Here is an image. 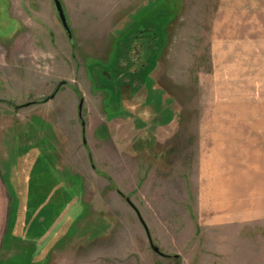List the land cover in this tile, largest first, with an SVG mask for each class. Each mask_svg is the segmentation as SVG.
Masks as SVG:
<instances>
[{"label":"rangeland","instance_id":"obj_1","mask_svg":"<svg viewBox=\"0 0 264 264\" xmlns=\"http://www.w3.org/2000/svg\"><path fill=\"white\" fill-rule=\"evenodd\" d=\"M155 1L60 0L69 43L53 0H0V264H36L30 242L11 246L19 217L33 230L54 225L55 244L78 246L79 254L102 241L86 264H115L122 255L138 264L129 251L134 244L121 239L135 226L162 253L155 256L147 240L139 264H224L246 245L255 259L256 187L264 181V0H240L242 10L236 0H178L150 76L148 55L157 49L130 25ZM140 55L147 62H136ZM128 97L140 102L118 111ZM111 125L123 141H110ZM166 143L170 155L161 157ZM21 182L39 187L27 203ZM229 191L249 219L235 236L224 235ZM71 201L67 212L62 202ZM80 208L87 220L74 219ZM59 219L72 224V237ZM193 234L200 260L186 247ZM210 246L221 249L208 263Z\"/></svg>","mask_w":264,"mask_h":264},{"label":"crops","instance_id":"obj_2","mask_svg":"<svg viewBox=\"0 0 264 264\" xmlns=\"http://www.w3.org/2000/svg\"><path fill=\"white\" fill-rule=\"evenodd\" d=\"M236 1L238 2L236 6H238L239 9L242 10L243 6H239L238 5L240 0H236ZM108 115H110V113ZM113 120H115V117L110 118L109 122L112 123ZM112 125H111L112 130H110V132L112 134V138L110 139V141L112 143L115 142V140L123 141L121 138L117 139L116 133L113 130L114 126H112ZM135 125H136V123H135ZM143 127H144V125L140 127V130H142ZM143 132L149 136V140L150 141L154 142V139L157 140V137L150 136V134H149L150 132H148V131H143ZM134 138H136V137H134ZM100 139L103 140L105 138L101 137ZM57 144L60 145L59 143H57ZM163 148H164V150L161 151V153H158V154L161 157L169 156L170 155V151H169L170 149L168 148L167 143H166V145L163 146ZM113 151L114 152H112V155H114L116 152L118 153V151H115V150H113ZM32 158H33V156H32ZM166 163H167V165H169V162H166ZM245 169H246V166H245ZM28 179H29V176H27V175H25L24 178H23V180H26V181ZM30 179H31L30 183L31 184L34 183V178H30ZM21 184L23 185V187L22 188L19 187V188H20V190H22L23 196L25 194L24 202L27 203L29 195L33 194L35 196V190H38L39 187L38 186L36 187L35 184L33 186L31 184L28 185L27 182H21ZM25 184L28 185L27 188L24 187ZM256 188H257V191H256V207H257V210H258V212L256 213V216H255V231H254L255 236L257 237V239H256V249H255L256 257H255L254 260H252L250 258L251 257V254H250L251 253V249H247V245H246L244 247L245 248L244 252H242L241 256H239L238 259H236L234 257V260L225 261L224 264H264V181H262V184H260L259 186L257 185ZM50 192L51 193H48L49 195H47L49 197L47 200H49L52 196H54V186H53V188L51 187ZM227 195H228V197L225 199L224 205H226V207L224 208V215H223V222H224L223 223L224 224L223 227H225L224 235L225 236L226 235H229V236L230 235H234L235 236L236 235L234 233L235 230L236 229H242V228L244 229L245 227H247V226L244 227V225L248 224V220L249 219H248L247 214H245L244 212L243 213L241 212V206L240 205L242 204V199L240 197H238L237 194H234V196H233L230 191L227 194H225V196H227ZM42 198L43 197H41L40 199H34L35 202L37 200V202H36L37 206H38L39 202L43 201V200H41ZM62 203H63L66 211L68 212V210H69L68 208H69V206H71L72 201L71 202H62ZM80 204L82 205V202H80ZM70 208H74V207L71 206ZM53 210H55L54 207H53ZM53 213L55 215V212H53ZM60 213L61 214H67L65 212V210L61 211ZM73 214L76 217L74 219H78L79 221H84V220L88 219V214H85L84 212H82V208H80L79 212H74ZM52 215L53 214H48L47 216L49 218H51V219H54V217H52ZM136 215H137V213H136ZM32 216L35 219V221H37L38 217H39V214L37 212H32ZM44 218L47 221V217H44ZM24 220L26 222L25 225L23 224ZM27 220H29V219H24V218L20 219V217L17 218L16 229L13 230L12 233H11V235L16 237V240H15L16 241V245H11V246L15 250H18V247L19 248L22 247L24 249L25 243L30 242L28 244H31V245H27V246L28 247L29 246L33 247V251L34 252H33V256L32 257H33V260L35 261L36 264L39 263L40 261H44L47 264H62V262L64 261L63 264H66V261L68 259H70V263H71V258L72 257H77V256L80 257V260L74 262V264H76V263H78V264H86V262L88 261L87 260V256L88 255H90V254H92L94 252L95 253H99L101 251V249L103 248L102 245L99 246L100 243L102 244V241L101 242H96L94 244L92 243L91 246H89V247L86 246L85 247V252L79 254V253L76 252V249L78 248V246H77V248H74L72 250H71L70 246H68V245H60L61 243H58V246H57L55 244L56 230L54 231V225L52 227H49L51 229L49 231H45V230L39 231L36 228L33 230V229H31V224L28 225ZM35 221L32 220V224ZM63 221H66V220L65 219H59V220L56 221V223L58 224L59 222H62V224L65 227L64 234L67 235V236L72 237L73 233H74V227L71 226L72 224H69V223H67L65 225L63 223ZM38 223L42 224V221L38 220ZM79 226L83 227L82 222L79 224ZM22 227H23V229H22ZM138 227L139 226H135L134 230H132V231L129 230L130 232L126 231L122 235L121 239H122V241L124 243L129 244V246L134 244L133 247L129 251L133 252V257L136 260L138 259L137 262L139 264V262H141V256H140V253H138V249L140 250L139 247H141L142 249L147 250V248H148L147 247L148 237L146 236L147 239H146V242H145V239L143 238V236H144L143 232L141 230H139ZM24 229H26V233L23 231ZM230 230H232V232L229 234ZM94 231L97 232L96 227H95ZM194 234H195V231H194ZM194 234L193 235H189V237L190 238L192 237V238L189 239L186 242L187 245H189V246H186V247L188 249H190V251H191V254H192L191 257H190L191 259L196 260V258H198V260H200L201 253L203 251L201 250V246L198 244V241L195 240L196 237H194L195 236ZM97 235L99 237L101 235V233H97ZM110 235L111 234H109V237H110ZM240 235H242V233ZM21 237H24L25 239H23ZM116 237H114V239H116ZM110 239H113V237L111 236ZM10 241H12V238L10 239ZM20 242H23V244H19ZM149 244L150 243H149V240H148V246H149ZM208 249H210V250H208L206 252L211 253V254H209L210 257H208L209 258L208 263H210L211 262L210 261L211 257L212 258H218L219 257V255L215 254V253L217 251H219L221 249V247L220 246L219 247H215L214 246L212 248L210 246ZM222 249H224L226 252L229 251L228 248L224 247V246L222 247ZM185 250L186 249L184 248L183 249V253L187 252ZM110 252L113 254L112 249H110ZM153 252H155V251H153ZM56 254H59V256L57 257ZM71 254H72V257H71ZM154 255L158 256L157 253L154 254ZM120 258L118 259V257H117V262H115V264H128V263H126V261L122 262L123 260H125V258H128V257H124V255H122ZM154 259H156V258H154ZM17 264H20V263H17Z\"/></svg>","mask_w":264,"mask_h":264},{"label":"trees","instance_id":"obj_3","mask_svg":"<svg viewBox=\"0 0 264 264\" xmlns=\"http://www.w3.org/2000/svg\"><path fill=\"white\" fill-rule=\"evenodd\" d=\"M153 4L155 8L154 7L152 8L151 13H147L145 11L142 12V14H140L136 18V20L130 25L134 27L135 29H140V32L147 33L148 42L146 43V45L147 44H149L150 46L152 45L155 49H157L156 51L157 53L152 55V57L148 55L149 62L152 65L148 73V75L150 76L156 73L157 68H154V67L156 66V62L158 61L159 56L161 55L163 47H165L167 44V38H168L167 29L170 27V25L174 21L176 14L178 12V9L180 7V3L178 0H157ZM140 19H141V22L139 25H137L136 23ZM150 24L152 26L151 29H149ZM153 39H156V41L153 42V44H151V40ZM159 47H162V48H159ZM147 51H150V50L149 49L141 50V53H145ZM143 56L145 57L147 55H140L138 59L136 60V62L137 61L147 62V59H144ZM104 100H105L104 110L107 114H109L111 111L108 108V100L107 99H104ZM126 100H127V104H126ZM136 100L134 101L140 102ZM134 101L130 97L121 98L119 101V104L121 105V107L118 109V111L124 110L125 105L133 106L135 104ZM123 102L124 104L122 105ZM148 120L150 121L151 119H148ZM144 134H145L144 132L141 133V135H144ZM158 142H159L158 140H154V144H156V146L159 145Z\"/></svg>","mask_w":264,"mask_h":264},{"label":"water","instance_id":"obj_4","mask_svg":"<svg viewBox=\"0 0 264 264\" xmlns=\"http://www.w3.org/2000/svg\"><path fill=\"white\" fill-rule=\"evenodd\" d=\"M53 3H54V6H55V8H56V12H57L58 17H59V19H60V22H61V24H62V27H63V29L65 30V32H66V34H67L69 40L72 41L71 31H70V28H69V26H68V24H67V20H66L65 14H64V12H63V9H62V6H61V3H60V0H53ZM79 108H81V103L79 104ZM151 248H152L154 251L158 252V248H157L156 246L151 245Z\"/></svg>","mask_w":264,"mask_h":264},{"label":"flooded vegetation","instance_id":"obj_5","mask_svg":"<svg viewBox=\"0 0 264 264\" xmlns=\"http://www.w3.org/2000/svg\"><path fill=\"white\" fill-rule=\"evenodd\" d=\"M69 39V38H68ZM69 43H72V41H70L69 40ZM135 67V66H134ZM134 67L132 68V70L134 69ZM58 89H56V91H57ZM53 96H54V94L51 96V98H53ZM135 100H136V98H134ZM79 110H80V108H79ZM141 135V134H140ZM137 215H138V213H137ZM138 218H139V216H138ZM147 237H148V240H149V243H150V246L151 245H153V243H152V239L150 238V236H149V234H147ZM154 251V250H153ZM156 252V251H155ZM157 254H162L161 252H160V250L158 249V252H156Z\"/></svg>","mask_w":264,"mask_h":264}]
</instances>
